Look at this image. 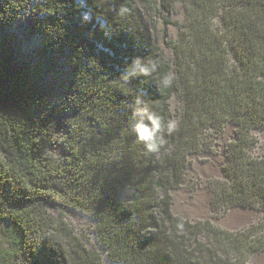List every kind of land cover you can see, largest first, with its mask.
<instances>
[{"label":"trees","instance_id":"16d2710c","mask_svg":"<svg viewBox=\"0 0 264 264\" xmlns=\"http://www.w3.org/2000/svg\"><path fill=\"white\" fill-rule=\"evenodd\" d=\"M175 2L0 0V264H105L63 212L49 211L48 195L93 217L115 262L248 264L264 252V217L237 230L214 223L237 206L264 211V152L253 154V130H264V0H180L184 18L167 60L154 31ZM22 15L28 35L42 39L34 58L45 68L15 58L6 31ZM62 53L72 82L55 109L38 82ZM136 57L155 71L124 81ZM165 74L173 82L158 90ZM137 96L165 124L171 97L180 101L177 131L161 133L159 153L146 154L131 130ZM59 114L68 127L65 158L49 151ZM227 122L236 137L222 179L209 184L211 216L174 214L171 190L185 181L190 156L213 151ZM124 188L132 193L123 200Z\"/></svg>","mask_w":264,"mask_h":264},{"label":"rangeland","instance_id":"374dc122","mask_svg":"<svg viewBox=\"0 0 264 264\" xmlns=\"http://www.w3.org/2000/svg\"><path fill=\"white\" fill-rule=\"evenodd\" d=\"M184 18V11L180 0H176L173 7L162 10L157 18L154 35L157 39L165 58L173 59V52L168 47L169 41H175L179 36V22ZM166 19L169 23H164ZM26 16L13 24L6 35L12 41V48L15 58L23 61L28 67L39 64L45 68L44 62L34 58L36 51L40 48L42 39L39 36L30 37L26 30ZM66 53L54 59L55 69L46 73L38 82L43 95L48 99L55 109H59L63 103L69 86L71 85V72L66 63ZM172 113L171 121L177 123L181 105L178 97L170 99ZM236 126L227 122L222 133L216 138L214 150L211 152H199L190 156V164L186 170L185 181L179 188L171 190L173 199L172 211L176 215L183 216L191 221L205 220L212 214L211 190L209 184L214 180L222 179V166L226 163V145L235 139ZM68 134V127L62 114L58 116L57 137L49 146V151L56 158H65L67 155L65 139ZM253 135L258 139L259 145L253 150V154L260 155L264 152V130L254 129ZM129 188L122 190L121 199H126L130 194ZM46 205L53 214L63 212L65 219L73 226L76 234L81 237L86 246L97 251L105 264H123L112 261L108 258L107 251L100 243L96 232L97 221L87 212L66 204L63 200L53 197H46ZM264 217V211L258 207H234L214 223L224 229L237 230L257 222ZM3 246H7V236H1ZM248 264H264V252L250 257Z\"/></svg>","mask_w":264,"mask_h":264},{"label":"clouds","instance_id":"9594fccd","mask_svg":"<svg viewBox=\"0 0 264 264\" xmlns=\"http://www.w3.org/2000/svg\"><path fill=\"white\" fill-rule=\"evenodd\" d=\"M125 11L124 8L119 10L120 13ZM89 13H84L82 16L83 21L90 20ZM156 65L148 60L145 62V58L136 57L127 66L124 72L121 74V79L124 81H131L138 77H149L155 71ZM173 82V77L169 74H165L157 81V88L169 87ZM132 119L130 121V127L132 132L136 136V140L142 143L146 154L159 153L163 145V139L161 133L166 130V133L170 136L177 131V124L175 121H168L164 123L162 116L158 112L152 110L151 106L141 96L135 97L132 106Z\"/></svg>","mask_w":264,"mask_h":264}]
</instances>
